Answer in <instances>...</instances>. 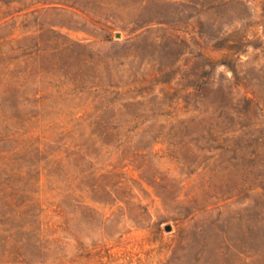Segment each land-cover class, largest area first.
Instances as JSON below:
<instances>
[{"label":"rangeland","instance_id":"rangeland-1","mask_svg":"<svg viewBox=\"0 0 264 264\" xmlns=\"http://www.w3.org/2000/svg\"><path fill=\"white\" fill-rule=\"evenodd\" d=\"M0 264H264V0H0Z\"/></svg>","mask_w":264,"mask_h":264},{"label":"water","instance_id":"water-1","mask_svg":"<svg viewBox=\"0 0 264 264\" xmlns=\"http://www.w3.org/2000/svg\"><path fill=\"white\" fill-rule=\"evenodd\" d=\"M165 230H170V226H165Z\"/></svg>","mask_w":264,"mask_h":264},{"label":"clouds","instance_id":"clouds-1","mask_svg":"<svg viewBox=\"0 0 264 264\" xmlns=\"http://www.w3.org/2000/svg\"><path fill=\"white\" fill-rule=\"evenodd\" d=\"M219 70H220V71H223V70H224V68H223V67H221ZM229 75H230V73H229Z\"/></svg>","mask_w":264,"mask_h":264}]
</instances>
